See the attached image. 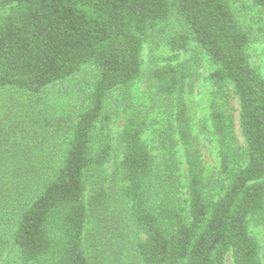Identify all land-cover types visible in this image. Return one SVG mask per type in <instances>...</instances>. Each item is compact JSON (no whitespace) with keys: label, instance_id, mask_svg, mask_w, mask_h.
I'll use <instances>...</instances> for the list:
<instances>
[{"label":"trees","instance_id":"16d2710c","mask_svg":"<svg viewBox=\"0 0 264 264\" xmlns=\"http://www.w3.org/2000/svg\"><path fill=\"white\" fill-rule=\"evenodd\" d=\"M248 1L0 0V94L37 96L84 69L95 71L51 163L28 168L0 159V257L10 250L16 264H91L84 249L88 210L114 202L144 237L134 245L137 264H226L228 258L263 264L250 226L264 224V78L248 50L264 31L252 34L240 17L253 10L264 16V0ZM171 16L183 32L166 37L168 49L198 51L210 67L214 189L205 192L194 150L184 99L189 72L171 65L149 73L172 120L158 136L157 156L143 141V113H132L117 137L121 158L107 189L101 175L112 150L104 134L111 123L106 102L141 76L144 41ZM91 247L94 264H102Z\"/></svg>","mask_w":264,"mask_h":264},{"label":"rangeland","instance_id":"374dc122","mask_svg":"<svg viewBox=\"0 0 264 264\" xmlns=\"http://www.w3.org/2000/svg\"><path fill=\"white\" fill-rule=\"evenodd\" d=\"M249 5L248 0H241ZM3 11H0V15ZM241 23L257 33L264 31V16L257 10L241 16ZM183 32L181 22L171 16L169 21L156 32L148 35L141 53L142 73L134 84L113 94L106 102L105 112L111 118L104 134L111 145V156L102 170L104 187L109 188L108 179L113 166L121 158V148L117 137L124 120L136 111L143 113L147 128L143 141L154 157L157 156V139L161 131L171 123L167 102L156 95L149 79L154 68L171 65L189 72L186 81L184 99L190 119L194 150L201 161V170L205 192H212L217 176V148L215 137L209 124V106L212 101V87L208 76L210 67L204 55L198 51L191 54H174L166 46V37ZM259 35V34H258ZM260 40L250 45L248 50L251 66L264 78V34ZM95 78L92 68L84 69L70 82L32 96L7 91L0 94V159L31 168L47 165L57 151V140L64 129L71 125L82 99ZM51 122V126L45 124ZM15 138V139H14ZM241 142V138H239ZM95 146L100 140L96 139ZM95 147V148H96ZM176 159L180 166V182L185 190V156L183 148H176ZM3 165V164H1ZM45 170V169H44ZM88 197V193L86 194ZM250 235L258 242L264 264V224L250 226ZM144 239L128 222L125 209L119 204L108 202L98 211L88 210L87 225L84 234V249L91 264H94L92 245L100 254L102 264H137L134 245ZM0 264H16L10 250L0 257ZM226 264H231L230 259Z\"/></svg>","mask_w":264,"mask_h":264}]
</instances>
